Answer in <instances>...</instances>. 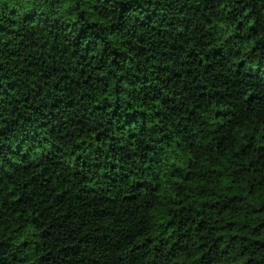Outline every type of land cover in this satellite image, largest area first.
Masks as SVG:
<instances>
[{"label": "trees", "instance_id": "obj_1", "mask_svg": "<svg viewBox=\"0 0 264 264\" xmlns=\"http://www.w3.org/2000/svg\"><path fill=\"white\" fill-rule=\"evenodd\" d=\"M0 264H264V0H0Z\"/></svg>", "mask_w": 264, "mask_h": 264}]
</instances>
